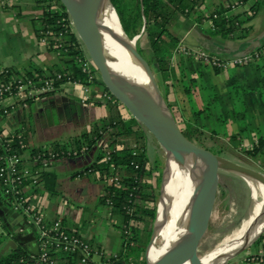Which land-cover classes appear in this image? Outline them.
Returning <instances> with one entry per match:
<instances>
[{
    "label": "trees",
    "instance_id": "1",
    "mask_svg": "<svg viewBox=\"0 0 264 264\" xmlns=\"http://www.w3.org/2000/svg\"><path fill=\"white\" fill-rule=\"evenodd\" d=\"M35 1L37 7L40 8V13L30 19L32 33L38 42L41 38H45L46 42L42 44L43 49L50 52L55 59L44 65H37L31 60L20 66L0 65V85H4L12 73L17 74V76L28 75L35 79H49L54 88H59L62 84L68 88L72 86L73 82L86 86L94 82L102 89L100 100L94 101V103L104 104L107 108V114L101 115L76 134L52 140L44 145L34 146L29 143L33 127L26 118L30 116V104L35 97L24 99L27 104L26 109L22 106L23 100L15 105V108L19 109L17 111H21L20 125L10 132L4 129L3 122L6 116L15 110L7 106L6 112H3L0 107V133H8L6 137L11 139L9 142L10 149L20 155V161L17 164L18 169L26 166L31 167V174L35 175L34 177L29 175L23 177L18 185L19 194L27 202L32 203L34 208L40 210L44 215L43 224L45 226L59 220L63 229L77 233L91 245L92 252L86 264H146L142 254L143 242L141 239L142 237L148 239L151 234L162 176V167L152 162L148 155L149 136L157 150H162V147L155 137L116 100L107 87L93 76L94 72H98L93 65H90L89 70L82 69V61L86 60L85 48L60 1ZM109 1L124 33L129 38L138 35L135 39V48L138 54L149 68L152 63L155 64L158 73L167 84L176 78L174 67L171 65V57L181 44L179 37L171 31L170 24L178 14L190 18L196 25L208 20L209 25L204 29L208 35L242 37L248 33L250 28V25H245V23L264 6V0H228L226 6L220 3L208 13H203L200 11L203 0ZM246 2L248 5L243 10L229 13L233 5ZM263 47L264 44L247 53L252 55V59L248 63L233 65L232 67L254 64L253 58L258 55V52L264 50ZM191 54L189 51L184 55L191 59ZM209 54L220 58L213 53ZM204 63L210 65L215 74L226 68L208 62ZM179 71L182 89L180 100L181 104L184 105L176 109L174 103L169 102L165 95L160 94L181 132L195 144L208 150L210 148L206 144L207 136L217 133L218 130L213 126L207 129L205 122L199 118L205 109L190 102V94L195 92L196 88L199 89L201 85L200 73H198V78H195L184 67L180 68ZM241 86L236 81L230 84L228 92L233 100L237 98L239 93L246 92L245 88ZM56 91L39 92L37 95ZM106 94L109 97H106ZM207 95L215 100L219 98L216 92H212L213 96L210 93ZM0 96L4 97L5 95L0 92ZM205 108L207 107L205 106ZM186 109L189 116H185V111L183 112ZM219 115V119L221 117L220 120L223 121V115L221 113ZM207 117L209 116L207 115ZM224 133L228 136H236L240 134V131H224ZM251 136L252 143L244 149V152L256 157L262 153L264 133L255 129ZM100 139H104V146L97 152L94 161L86 168L73 173V175L78 176L93 175L94 179L103 181L97 200L107 206L109 218H117V221H112V224L119 232L118 249L107 255L100 253V262L94 263L91 261V256L95 251H100L98 247L84 237L79 230L68 226L63 217L47 218L41 206L35 203L36 201H33L32 198L36 193L41 195L44 191L50 195L57 193L55 188L57 173L50 167L52 161L87 152ZM0 197H8L7 205L13 210V196L5 192L1 180ZM23 221H26L25 216ZM137 224H142V229ZM1 225L3 229L0 232V248L7 241L13 239V234L16 233L15 229H17L6 226L5 222ZM31 227L34 230V225L31 224ZM139 234H143V236ZM252 244L264 248V231ZM46 255L55 264H82L80 261L81 253L78 250L65 251L49 245L46 249ZM257 256L258 252L247 255V258L258 260ZM36 258L37 250L36 252L30 251L27 246L13 240V243L7 244L0 253V264H26L33 262Z\"/></svg>",
    "mask_w": 264,
    "mask_h": 264
},
{
    "label": "crops",
    "instance_id": "2",
    "mask_svg": "<svg viewBox=\"0 0 264 264\" xmlns=\"http://www.w3.org/2000/svg\"><path fill=\"white\" fill-rule=\"evenodd\" d=\"M227 1L228 0H203L200 11L208 13V11L212 10L220 3L226 6L228 4ZM247 5L248 2L233 5L229 13L239 12L246 8ZM37 8L35 0H0L1 66H20L29 60L35 62L37 65H44L55 59L50 52L43 49L42 44L35 39L32 33L30 19L39 15L40 10L35 12ZM195 25L196 23L192 21L190 27H192L191 29L195 32L194 37L198 41L197 46H189L184 43V38L187 35L186 32L189 30H186L184 34L179 37L180 44L190 50L203 49L209 53L218 55L220 58L229 59L250 53L264 44V6L255 16L245 23V25H250V28L248 33L242 37L208 35L200 29H194ZM40 53H43V57H40ZM190 56L191 59L179 51L175 50L173 52L171 65L174 67L176 78L172 79L169 85L180 84L179 69L182 67H184L190 75H194L195 78H198V73H200L201 85L199 88L202 89L205 87L206 94L208 92H216L218 97L221 98V114H229L232 117V122L235 121L238 125V130L235 128V130H228V132L242 131L241 122L247 117L249 119L247 123L252 127L250 128L252 133L255 129H259L261 133H264V50L258 52V55L253 58L255 60V62L253 61L254 64L257 65L252 64L240 67L229 66L224 68L222 72L217 73L216 75L221 74L223 79L222 84H220L221 88L218 89V91H216L217 85L214 83L215 79H213L215 73L211 69V66L204 63L201 59L196 58L193 54ZM85 57L90 65H93L86 50ZM93 76L102 82L99 72H94ZM204 78L207 79L206 81H208L207 83L209 85L203 83ZM230 80L240 83L246 91L245 93H239L235 100L231 99V96H229ZM101 90L98 84L91 82L87 85V93H83L80 86L76 84L62 91L36 95L30 104V116L26 118L28 123L33 127L29 143L34 146L44 145L52 140H58L76 134L101 115L107 114V108L104 104L94 103V101L100 100L102 95ZM222 94L226 97L227 102L224 100ZM202 96L204 97V95ZM195 106L197 105L195 104ZM20 115L21 111H11L3 122L4 129L10 132L18 128L20 125ZM260 125H262L263 128ZM96 144L97 148L95 152L89 149V152L80 154L81 158L75 163V169L68 171V174L73 175L74 172L86 168L94 161L97 152L104 146V139L98 140ZM262 155L264 156V147L262 148L261 156ZM71 158L72 157H61L59 160L62 163H66L70 161ZM57 160L52 161L51 168L57 163ZM257 162V169L263 170L264 160ZM53 170L55 171V169ZM42 195L44 194L39 195L36 193L33 195L32 200L36 201L35 203L41 206L47 218H54L55 216L60 218L63 217L68 226L72 229L79 230L84 237L98 247L100 251H95L91 256L92 262H100V253L107 255L114 253L118 249L120 242L119 232L112 224V221H117V218H109L107 210L106 217L110 220L107 226L95 224L92 219H96V217L88 208L83 210V212L88 214L87 219L82 217L81 223H76L75 221L67 223L66 215H60L56 211L54 208L55 203L52 202L50 198H47L48 204L47 202H41ZM0 209L3 211V218L6 226L15 229L13 224L16 222L15 219L18 218L7 205V199L5 197H0ZM11 242L12 240L10 239L5 245H11ZM261 248L262 247L259 246L257 252ZM247 255L239 259H233L234 257L229 258L223 264H264V262L256 259H248Z\"/></svg>",
    "mask_w": 264,
    "mask_h": 264
},
{
    "label": "rangeland",
    "instance_id": "3",
    "mask_svg": "<svg viewBox=\"0 0 264 264\" xmlns=\"http://www.w3.org/2000/svg\"><path fill=\"white\" fill-rule=\"evenodd\" d=\"M39 10L40 8H37L35 12H38ZM191 23L192 20L190 18L185 17L182 14H178L174 19V21L170 24V29L178 37H181L186 30H189L188 32H186L187 35L184 38V43L189 46H197L198 41L194 37L195 32L193 31V29H191L192 27H190ZM208 25H209V21L204 20L200 23V25H195L194 29L197 28L205 32L204 29L207 28ZM40 55H41L40 57H43V53H40ZM150 68L160 93L162 95H165L169 102L174 103V105H176V109L181 105L183 106L184 104H181V100H180L182 96V92H181L182 89L180 87V84H171L172 86L171 87L161 78L160 74L158 73V70L155 67V64L152 63L150 65ZM221 76H222L221 74L218 75L215 74V76L213 77V79H215L214 83H216L217 85L216 91H218V89L221 88L220 84H222L223 82ZM203 80H204L203 82L204 84L208 82L206 81L207 79L205 78ZM230 82L232 83L233 80H230ZM208 93L212 95L211 92ZM202 95H204V97ZM223 98L227 102V99L224 95ZM220 99L221 98L215 100L213 97L209 98L208 95L206 96L205 87L202 89L196 88V91L190 94V102L193 103L194 105L196 104L197 107H202L205 109V111L201 113L199 117L200 120L205 122L207 129L213 126V128L218 130L217 133H213L207 136L206 144L210 148L208 150L211 153L216 154L235 164L251 169H257L258 168L257 161L264 160L263 159L264 156L263 155L261 156V154H259V156L257 155L256 157H253L247 154L246 152H244V149L248 148L252 143V138H251L252 132L250 131V128L252 127L249 126L247 123L249 122V119L245 117L243 119L244 121L241 122L242 131L239 130L240 131L239 135L228 136L227 134H225L224 131L233 130V129L235 130V128L238 130L239 128L235 121H234L235 123L232 122V117L229 114L228 115L226 113H224L226 115L223 114L222 116L223 121L220 120L221 117L219 119L220 116L219 113H222L220 109V103H221ZM236 105L235 108L237 109ZM205 106L207 108H205ZM187 109L183 110V112L185 111V116H189L187 115L188 114ZM207 115L209 117H207ZM96 148H97V144L95 143L90 149L92 152H95ZM147 151L151 161L154 162L159 167H162L163 170L166 160L165 150L164 149L157 150L150 136H149V145ZM80 158H81L80 155L73 156L71 160L66 163L60 162L59 159L57 160V163L54 164L52 167L57 172V179L55 186L57 193L50 195L48 192L44 191L42 193L44 195L41 196V202L43 203L47 202L48 204L49 202L47 198H50L52 202L55 203L54 208L56 209V211L60 215H66L67 223H71L72 221H75L76 223H81L82 217H84V219H87L88 214L83 212V210L88 208L89 211H91V213L94 214L96 217V219H92L95 224H99V225L102 224L103 226L104 225L107 226V224L109 225L110 223V220L108 219V217H106L107 206L99 203L97 200L98 192L100 191V187L102 186L103 181H101L100 179H94L93 175L76 176V175L68 174L69 173L68 171H72L75 169V163ZM198 166L199 164H197V168ZM257 170L261 171L264 174V170L262 169H257ZM215 175L217 180L214 185L213 197L211 201L209 215L207 218V222L203 234L196 248L197 258H195L192 262H189L188 264H194L196 261L203 260L204 258L212 255L217 250V248L224 245L225 240L233 236L241 228L243 219H245L248 216V213L251 210L252 192L248 184V180L251 181L252 183H255L257 179L225 168H216ZM186 202L189 207V214L192 221L194 217V209H193V203H192L190 191L186 195ZM257 204L258 205L260 204V199H258ZM187 216H188V211H187ZM17 218L18 219H15L16 222H14L13 226L14 228L17 227L19 229L20 228L22 229L25 226L24 221L22 220L21 217L17 216ZM1 224H3V221L0 216V230L2 231L3 227ZM137 225L142 229V224H137ZM139 235L143 236V234H139ZM151 236H152V229L148 239H145L144 237H142L141 239V242H143V246L141 249H142V254L145 258V262H147L145 251L150 243ZM159 241L160 239L157 238L156 243L158 244ZM251 241H249V243L246 244L247 246L245 245L241 250L238 251V253L234 254L230 258L234 257L233 259H239L240 257H244L247 254L256 253L258 246L250 243ZM2 246L4 247V245ZM2 251H0V253Z\"/></svg>",
    "mask_w": 264,
    "mask_h": 264
},
{
    "label": "bare ground",
    "instance_id": "4",
    "mask_svg": "<svg viewBox=\"0 0 264 264\" xmlns=\"http://www.w3.org/2000/svg\"><path fill=\"white\" fill-rule=\"evenodd\" d=\"M75 1L80 11L86 17L90 16L93 19L92 0ZM95 15L98 22L103 25V49L109 68L128 83L131 93L144 97L150 103L160 104L159 97L149 81L147 69L134 52L135 41L121 31L117 15L107 0H97ZM158 139L164 147L166 160L162 170L152 236L145 251L147 264H154L172 248L188 231L198 214V206L193 196L197 180V164L200 162L198 155L179 151L172 142H167L162 137ZM248 184L252 192V205L248 216L243 219L241 228L227 238L224 245L214 250L212 255L194 264H221L226 257L233 256L263 231L264 185L259 180L255 183L248 180ZM189 191L194 209L192 221L186 202ZM258 199H260L259 205ZM157 238L160 239L158 244ZM188 263L189 261H186L183 264Z\"/></svg>",
    "mask_w": 264,
    "mask_h": 264
},
{
    "label": "water",
    "instance_id": "5",
    "mask_svg": "<svg viewBox=\"0 0 264 264\" xmlns=\"http://www.w3.org/2000/svg\"><path fill=\"white\" fill-rule=\"evenodd\" d=\"M59 1L66 10L71 24L79 39L81 40L89 57L91 58L94 67L98 70L103 84L116 98V100H118L126 108L129 114L136 120H138L147 129V131L155 137L156 141L162 147V149H164V147L159 141L158 137H162L167 142H172L179 151H185L198 155L200 162L197 168V180L193 195L194 201L198 206V214L188 231L154 264H183L186 261L192 262L195 258H197L196 248L203 234L210 211L214 185L217 180L215 169L225 168L237 173L245 174L259 180L261 183H263V185L264 174L256 169L247 168L230 162L216 154L211 153L209 150L204 149L203 147L195 144L193 141L188 139L181 132L179 125L177 124L171 111L165 104L155 83L151 69L144 61V59L138 54L135 45L134 52L136 56L141 61H143L149 74V81L153 85L159 97L160 104L150 103L144 97L131 93L128 83L119 78L107 64L108 59L103 49V25L98 22L95 15L97 0H92L91 2L93 19H91L90 16L86 17L80 11L75 0ZM107 1L113 8L111 2L109 0ZM120 29L124 33L121 26ZM137 37L138 35H135L132 39L135 41ZM13 213L20 217L16 211H13ZM0 216L2 218V221L5 222L3 218V211L1 209ZM255 238L250 243H252ZM11 240V243H13V240H15L18 243L27 246L30 251L36 252L37 250L35 245L28 242L26 237L20 235L17 232L13 234V239ZM2 247L0 248V251L5 249L6 245H4L3 249ZM229 258V256L226 257L221 264H223Z\"/></svg>",
    "mask_w": 264,
    "mask_h": 264
},
{
    "label": "built area",
    "instance_id": "6",
    "mask_svg": "<svg viewBox=\"0 0 264 264\" xmlns=\"http://www.w3.org/2000/svg\"><path fill=\"white\" fill-rule=\"evenodd\" d=\"M45 38L40 39L41 44H45ZM182 54H187L189 51L195 55L196 58L201 59L204 62L210 64H215L218 66H233L239 64H246L252 59L251 54H244L240 56H235L229 59H220L216 56H210L208 52L202 49L190 50L186 47L180 45L178 50ZM90 63L86 59L82 61V69L89 70ZM9 79L5 81L4 85H0V92L4 93V97L0 96V107L3 112H6V107L9 106L13 110L17 111L19 109L15 108V105L19 101L23 100V107L26 109L27 104L24 102L26 98H33L39 92L57 90L62 91L66 89L65 84L59 86V88H54L52 82L46 78H33L28 75H18L10 74ZM92 74L90 75L91 78ZM78 83L73 82L72 85ZM83 91L87 93V86L78 84ZM106 97H109L106 94ZM8 134V133H6ZM6 134L0 133V180L1 185L4 186L6 193H10L13 196V211H16L19 216L24 220L26 217L25 226L21 229H15L17 233L27 238V241L35 245L37 249V258L33 262H27L26 264H55L53 260L47 258L46 249L49 245L53 247L65 250V251H75L78 250L81 253L80 261L82 264H86L90 259V254L92 252L91 245L83 239L77 233L65 230L61 227L60 221L55 220L51 222L48 226L43 224L44 215L34 208L32 203L27 202L22 195L19 194L18 185L26 175L34 177L31 174V167H21L18 169L17 164L20 161V155L14 152L9 147L10 138H7ZM7 201L8 197H5ZM34 225V230L31 227ZM259 261L264 262V248L258 251Z\"/></svg>",
    "mask_w": 264,
    "mask_h": 264
}]
</instances>
